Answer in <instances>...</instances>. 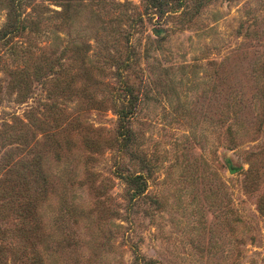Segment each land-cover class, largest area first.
Wrapping results in <instances>:
<instances>
[{"label":"rangeland","instance_id":"rangeland-1","mask_svg":"<svg viewBox=\"0 0 264 264\" xmlns=\"http://www.w3.org/2000/svg\"><path fill=\"white\" fill-rule=\"evenodd\" d=\"M157 2L0 0V264H264V0Z\"/></svg>","mask_w":264,"mask_h":264},{"label":"trees","instance_id":"trees-1","mask_svg":"<svg viewBox=\"0 0 264 264\" xmlns=\"http://www.w3.org/2000/svg\"><path fill=\"white\" fill-rule=\"evenodd\" d=\"M154 3H156V5H160L157 0H152ZM16 28H19V25H16L15 26ZM128 111H126L125 109L121 110V120L122 121H125L127 116L125 115ZM124 125V124H123ZM122 134H124V137L127 138L128 135H127V132L126 130L124 132H122ZM126 140V139H125ZM126 143V142H124ZM127 180L137 186L136 187V193H142L145 189V186H146V181H145V177L142 175V174H135V175H132V176H128L127 177ZM147 264H152V262H148Z\"/></svg>","mask_w":264,"mask_h":264}]
</instances>
